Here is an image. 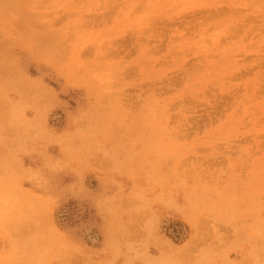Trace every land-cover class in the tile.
<instances>
[{
    "label": "rangeland",
    "instance_id": "374dc122",
    "mask_svg": "<svg viewBox=\"0 0 264 264\" xmlns=\"http://www.w3.org/2000/svg\"><path fill=\"white\" fill-rule=\"evenodd\" d=\"M0 264H264V0H0Z\"/></svg>",
    "mask_w": 264,
    "mask_h": 264
}]
</instances>
